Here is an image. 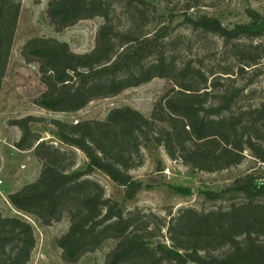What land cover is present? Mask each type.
Instances as JSON below:
<instances>
[{"label": "trees", "instance_id": "16d2710c", "mask_svg": "<svg viewBox=\"0 0 264 264\" xmlns=\"http://www.w3.org/2000/svg\"><path fill=\"white\" fill-rule=\"evenodd\" d=\"M147 6L151 17L145 15ZM19 11L20 0H0V88ZM245 12L248 22L230 28L206 14L183 16L190 29L218 36L240 65L251 67L264 58V15L252 8ZM47 15L56 31L96 16L103 22L94 47L86 53L74 52L67 42L54 38L24 42L20 54L25 62L38 63L44 85L32 101L35 106L72 113L155 77L168 78L173 86L154 102L149 117L121 106L101 120L50 119L67 148L41 139L31 129L37 117L10 120L21 132L14 146L32 149L41 163L33 182L7 195L16 213L41 226L66 215L67 230L56 244L69 263L112 239L115 245L104 264H264V186H256L254 167L223 190L242 200L210 211L183 207L166 216L125 208L91 177L100 171L123 188L124 200H132L146 186L131 171L143 165L142 151L150 145L204 172L228 169L250 156L256 162L264 158V103L230 111L233 97L243 89L229 94L190 61L177 63L167 55L171 28L156 21V7L146 0H49ZM172 18L169 14L166 21ZM77 151L86 158L80 170L74 168ZM204 195L220 197L210 191ZM18 214L3 215L0 210V264H26L34 249V227Z\"/></svg>", "mask_w": 264, "mask_h": 264}, {"label": "rangeland", "instance_id": "374dc122", "mask_svg": "<svg viewBox=\"0 0 264 264\" xmlns=\"http://www.w3.org/2000/svg\"><path fill=\"white\" fill-rule=\"evenodd\" d=\"M48 1L20 0L19 17L0 88V210L3 215L18 214L16 209L9 206L6 192H12L32 179L41 165L33 153L20 152L14 147L5 146L6 142H12L16 136L14 129L7 127L10 120L27 115L37 117L38 121L30 124L31 129L39 133L41 139L67 148L57 139L55 128L49 124L50 119L69 122L101 120L110 109L121 106H129L149 117L154 102L173 86L168 78L155 77L126 88L115 96L94 99L81 110L72 113L49 112L34 106L32 101L43 91L44 85L40 81L38 63H27L20 54L24 42L32 37L54 38L67 42L74 52L86 53L94 47L96 32L103 22L102 17L96 16L79 20L72 26L56 31L47 15ZM146 1L156 7V21L171 28L167 38V55H172L177 63L190 61L209 78L218 81L220 89H227L229 94L233 93L235 88L243 89L233 97L230 111L253 108L264 103V58L251 67L240 65L232 55L233 50L225 46L218 36L190 29L184 23L183 16L206 14L218 18L223 25L230 28L234 24L248 22L246 8L255 9L264 15V0ZM195 4L197 6L185 11L186 5ZM144 11L146 16H152L151 7H145ZM169 14L173 15L171 22L166 21ZM122 22L125 23V20ZM146 22L145 20L142 23ZM4 147L9 148L10 152ZM142 152L144 163L133 169L131 174L135 179L142 181L146 188L138 192L132 200H124L123 188L100 171L95 170L91 177L103 185L107 197L117 200L125 208L139 207L162 216H166L168 212L174 215L183 207H193L198 211L227 208L230 202L240 201L242 198L240 195L224 193L223 190L236 178L244 176L252 167H256V162L250 156L244 162L228 169L204 172L171 160L161 147L150 145ZM85 163L83 153L77 151L74 168L80 170L84 168ZM207 191L218 193L220 197L208 199L204 195ZM18 215L29 220L34 227L35 246L26 264H104L106 254L115 245L114 240L108 239L97 250L85 253L78 261L69 263L62 259L61 250L56 244V239L67 230L66 215L50 226L38 225L23 213ZM160 240L168 242L164 238Z\"/></svg>", "mask_w": 264, "mask_h": 264}, {"label": "crops", "instance_id": "0c3cea01", "mask_svg": "<svg viewBox=\"0 0 264 264\" xmlns=\"http://www.w3.org/2000/svg\"><path fill=\"white\" fill-rule=\"evenodd\" d=\"M34 106H35V105H34ZM0 108H1V101H0ZM8 126L14 129V132L16 133V136H15V138H14V140H13L12 142H11V141L6 142L7 144H5V146L7 145L8 147H14L16 150H18V151H20V152H29V153H33V150H32V149L19 150V149H17V148L14 146L15 143L19 140V138H20V136H21V132H20V130L18 129V127L13 126V125H10L9 122H8L7 127H8ZM4 148H5L6 151H9V148H8V149H7L6 147H4ZM9 152H10V151H9ZM33 155H34V153H33ZM34 157H35L36 160H38V159L36 158L35 155H34ZM37 162H38L39 164H41L39 160H38ZM40 166H41V165H40ZM39 171H40V168L38 169V171L36 172L35 176H34L32 179H30L29 181H27V182L21 184L18 188H16V189L13 190L12 192H6V193H7L6 196H7L8 194L13 193V192H15L16 190L20 189L24 184H26V183H30V182H33V181L37 178V176H38V174H39ZM7 202H8V200H7ZM8 204H9V206H11L10 203H8ZM11 207H12V206H11Z\"/></svg>", "mask_w": 264, "mask_h": 264}, {"label": "built area", "instance_id": "2783aa9c", "mask_svg": "<svg viewBox=\"0 0 264 264\" xmlns=\"http://www.w3.org/2000/svg\"><path fill=\"white\" fill-rule=\"evenodd\" d=\"M74 122H76V120H73ZM256 175H257V179H256V186L260 187V186H264V158L260 159V160H256ZM2 181L0 180V187H1Z\"/></svg>", "mask_w": 264, "mask_h": 264}]
</instances>
